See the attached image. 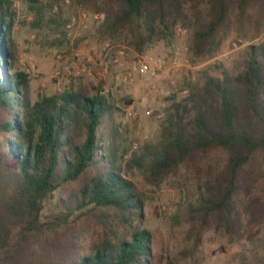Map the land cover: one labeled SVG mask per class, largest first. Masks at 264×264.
<instances>
[{
    "label": "trees",
    "instance_id": "16d2710c",
    "mask_svg": "<svg viewBox=\"0 0 264 264\" xmlns=\"http://www.w3.org/2000/svg\"><path fill=\"white\" fill-rule=\"evenodd\" d=\"M24 1L34 18L23 23L57 27L55 45L65 54L70 20L61 22L50 2ZM255 1L75 0L104 13L101 33L129 32L138 52L157 36L171 42L182 24L198 62L220 48L233 15L243 19ZM18 19L14 2L0 0V264H153V235L142 227L144 195L133 177L160 182L200 154L219 151L224 162L188 206L197 237L210 223L239 230L242 210L264 204V45L249 46L235 74L220 72V64L204 71L174 104L159 144L141 147L123 164L114 106L103 89L69 87L32 99L31 75L16 68ZM257 156L258 186L245 174ZM92 226L100 230L86 250ZM254 260L264 264V254Z\"/></svg>",
    "mask_w": 264,
    "mask_h": 264
},
{
    "label": "rangeland",
    "instance_id": "374dc122",
    "mask_svg": "<svg viewBox=\"0 0 264 264\" xmlns=\"http://www.w3.org/2000/svg\"><path fill=\"white\" fill-rule=\"evenodd\" d=\"M12 1L19 18L14 34L16 68L26 71L32 66L38 74H30L32 99L35 101L43 95L60 92L55 79L58 68L62 70V90L85 88L94 94L96 90L103 89L110 95L114 106L112 122L118 128L114 142L118 156H124L123 164L141 147L159 144L164 122L175 112L174 104L185 97H165L160 91L151 90V77H140L133 70L142 57L150 52L164 58L176 54L178 67L166 74L180 91L186 89L189 93L190 88L202 82L203 72L211 66L220 64V72L235 74L242 68L249 46L264 45L262 0L253 2L243 19L233 15L230 31L223 36L220 48L202 62L196 60L191 49V32L182 24L185 34L175 33L171 42L157 36L142 52H138L131 45L129 32L123 31L114 37L101 33V24L90 23L64 54V46L55 45L60 30L52 25L38 30L30 28L23 23L32 22L34 18L27 14V4L24 0ZM39 1L57 6V17L61 22L70 20L80 6L76 2L66 6L63 0ZM85 9L89 14L96 12L91 8ZM97 13L104 18V13ZM135 144L137 149H134ZM261 160L257 156L245 172L256 186L263 171ZM223 162V154L214 151L207 156H193L175 174H169L157 183L149 182L141 175L133 177L144 195L142 227L153 235V264H256L254 256L264 254V204L261 200L253 202L252 212L242 210L236 219L239 230L235 227L230 229L231 232L225 227L217 229L210 223L197 237L192 229L188 206L194 203L199 186L212 177ZM99 230L92 226L84 234L86 250L97 239Z\"/></svg>",
    "mask_w": 264,
    "mask_h": 264
},
{
    "label": "built area",
    "instance_id": "2783aa9c",
    "mask_svg": "<svg viewBox=\"0 0 264 264\" xmlns=\"http://www.w3.org/2000/svg\"><path fill=\"white\" fill-rule=\"evenodd\" d=\"M63 3L66 6H69L75 3V0H63ZM54 10H58L57 6L54 7ZM103 15L99 13L89 14L81 6H78L75 15L70 19L66 28L68 30V36L70 40V45H73L77 38L85 31L89 24L100 25L103 21ZM176 33L178 35L185 34L186 30L178 25L176 27ZM176 54L170 58H164L162 56H157L153 52H150L148 55L142 57L139 60L138 64L133 66V70L136 71L140 77L150 76L151 83L149 87L153 91H160L165 97H173L175 95H187L188 90L180 91L174 80H170L166 74L168 70L178 67V60L175 57ZM60 59V58H58ZM61 61V59L59 60ZM21 64L24 65V62L21 61ZM26 72L38 76L36 73L35 67H27ZM131 75V74H129ZM62 77V70L58 68L55 72V79L57 80L58 90H62V85L60 79ZM138 145L135 144L134 149H137Z\"/></svg>",
    "mask_w": 264,
    "mask_h": 264
},
{
    "label": "crops",
    "instance_id": "0c3cea01",
    "mask_svg": "<svg viewBox=\"0 0 264 264\" xmlns=\"http://www.w3.org/2000/svg\"><path fill=\"white\" fill-rule=\"evenodd\" d=\"M26 41V40H25ZM28 42H29V40H28ZM30 43V42H29ZM32 45V44H31ZM39 55H40V53H39ZM40 57V56H39Z\"/></svg>",
    "mask_w": 264,
    "mask_h": 264
}]
</instances>
